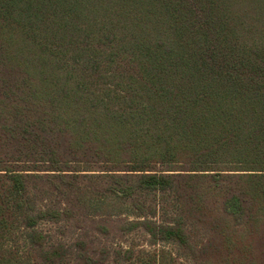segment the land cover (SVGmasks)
Here are the masks:
<instances>
[{
	"label": "trees",
	"instance_id": "16d2710c",
	"mask_svg": "<svg viewBox=\"0 0 264 264\" xmlns=\"http://www.w3.org/2000/svg\"><path fill=\"white\" fill-rule=\"evenodd\" d=\"M114 230L264 264V0H0V264H183Z\"/></svg>",
	"mask_w": 264,
	"mask_h": 264
},
{
	"label": "rangeland",
	"instance_id": "374dc122",
	"mask_svg": "<svg viewBox=\"0 0 264 264\" xmlns=\"http://www.w3.org/2000/svg\"><path fill=\"white\" fill-rule=\"evenodd\" d=\"M169 204H164L160 207V210L156 216V219L158 221L170 220V218L172 216V208L170 207ZM118 209L119 208H113L112 212L114 214H116ZM123 212H124L123 214H120L117 216L115 215L113 217V219L116 221L126 219V218L134 219L133 212H137V211L135 209H132L131 207L125 206ZM49 228H52V227L49 226L48 229ZM69 235H72V234L69 233ZM99 243H101V245L103 243H107L109 246H112V247H116L119 245H123V246L127 247V246L132 245V246L136 247L137 249L142 248V249H146L148 251H155V250H160L162 248H165L166 250L171 252L173 255L180 258V261L183 264H193L191 259H187L185 257H182L180 255L182 252L180 251V249H178L174 245L162 243L160 245H157L156 247L150 246L147 242L146 235H144L141 231L134 232L130 235L123 236V235H120V233H118L116 230H114L108 239H104L103 241L99 239ZM179 255L181 257H179Z\"/></svg>",
	"mask_w": 264,
	"mask_h": 264
}]
</instances>
